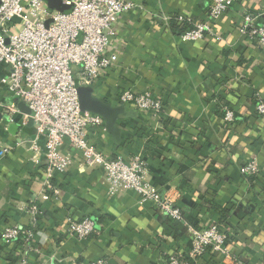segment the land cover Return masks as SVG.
I'll return each instance as SVG.
<instances>
[{"label": "crops", "instance_id": "obj_1", "mask_svg": "<svg viewBox=\"0 0 264 264\" xmlns=\"http://www.w3.org/2000/svg\"><path fill=\"white\" fill-rule=\"evenodd\" d=\"M131 1L135 8L115 24L117 61L94 86L96 98L122 109L114 130L92 129L90 141L109 157L140 156L147 177L179 207L183 221L140 204L131 191L111 192L103 173L85 166L67 140L60 152L72 162L53 174L55 197L43 185V138L36 139L28 122L20 126L16 103L13 113L0 108V149L10 148L0 156V232L13 224L32 227L26 254L34 263L90 264L105 256L110 264H156L188 249L192 228L218 223L244 264H264V115H256L253 97L264 98V49L238 31L243 13L263 10L264 0H236L214 22V35L189 41L171 23L177 16L204 21L212 0ZM8 70L2 66L0 75ZM127 88L160 97L159 119L123 107L118 97ZM15 101L0 85V103ZM225 106L234 113L231 124L223 120ZM33 140L38 151L30 148ZM253 158L259 173L250 183L239 167ZM29 204L39 209L34 224ZM84 217L94 220L97 233L78 239L68 226ZM16 247L22 242L5 248L0 241V264H14ZM194 264L228 261L208 251Z\"/></svg>", "mask_w": 264, "mask_h": 264}, {"label": "built area", "instance_id": "obj_2", "mask_svg": "<svg viewBox=\"0 0 264 264\" xmlns=\"http://www.w3.org/2000/svg\"><path fill=\"white\" fill-rule=\"evenodd\" d=\"M236 0H212L204 21L193 23L177 16L175 23L184 27L180 38L184 41L203 39L214 35V22L225 13ZM72 5L69 13L50 9L45 0H0V68H9L0 75V85L15 98V104L0 103L5 114L16 112V103L22 102L31 116L23 114L21 127L29 117L33 122L35 137L43 138L45 158L43 185L56 197L58 189L51 179L54 173H64L71 165V157L63 155L60 148L67 140L71 149L78 153L83 164L98 169L111 192L131 191L140 204L150 203L154 209L173 221H183L179 207L169 195L153 185L147 177L144 162L138 155L129 159L109 157L100 152L90 141V131H106L103 119L94 113L81 111L78 102V86L95 84L114 67L117 53L111 50L116 35L117 18L135 8L131 0H62ZM239 33L255 39L264 49V9L245 11ZM219 38V36H217ZM256 115H264V98L253 94ZM123 107H131L158 120L163 111L160 97L149 90L137 92L124 89L118 97ZM15 110V111H14ZM226 124L234 122V113L223 108ZM30 148L38 151L37 141ZM9 147L0 149V156L9 152ZM246 180L253 182L259 173L255 158L239 167ZM30 223L37 221L39 209L35 204L26 206ZM68 231L78 239L96 234L95 222L90 217L71 221ZM188 249L170 254L156 264H194L206 252L221 255L228 264H244L228 246L229 235L218 223L192 228ZM35 237L32 227L13 224L0 232L3 246L11 247L18 239L22 247L12 250L14 264H41L31 262L26 250H32ZM52 264V263H50ZM90 264H110L107 257H99Z\"/></svg>", "mask_w": 264, "mask_h": 264}, {"label": "water", "instance_id": "obj_3", "mask_svg": "<svg viewBox=\"0 0 264 264\" xmlns=\"http://www.w3.org/2000/svg\"><path fill=\"white\" fill-rule=\"evenodd\" d=\"M45 1L50 9L59 11L61 13H69L72 9V5H66L62 2V0H45ZM77 93H78L79 107L81 111L91 112L99 115L103 119L107 131H113L114 120L117 114L121 112L122 108L121 107L111 108L107 103L96 98L93 95V89L90 86H78ZM17 107L21 113L31 116V111L22 102H19ZM27 125L29 127L33 125L32 119L30 117L28 119ZM11 129L13 133L16 131V127L14 126ZM32 138L33 136L31 137V139Z\"/></svg>", "mask_w": 264, "mask_h": 264}, {"label": "trees", "instance_id": "obj_4", "mask_svg": "<svg viewBox=\"0 0 264 264\" xmlns=\"http://www.w3.org/2000/svg\"><path fill=\"white\" fill-rule=\"evenodd\" d=\"M171 26L176 30V33H178V34H180L181 32H183V30H184V27H180L179 25H177L175 23V21L173 23H171ZM16 242H22V241H21V239H18Z\"/></svg>", "mask_w": 264, "mask_h": 264}]
</instances>
